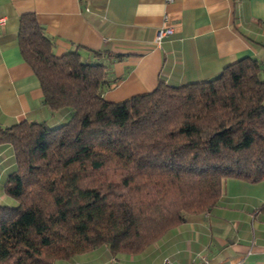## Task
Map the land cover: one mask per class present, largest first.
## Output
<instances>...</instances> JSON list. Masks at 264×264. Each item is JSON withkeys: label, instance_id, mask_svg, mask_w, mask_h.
I'll use <instances>...</instances> for the list:
<instances>
[{"label": "trees", "instance_id": "1", "mask_svg": "<svg viewBox=\"0 0 264 264\" xmlns=\"http://www.w3.org/2000/svg\"><path fill=\"white\" fill-rule=\"evenodd\" d=\"M19 46L45 104L70 117L58 126H0L16 160L4 183L16 203H0V264H56L102 244L135 254L189 215L211 211L226 179L264 180L259 59L113 102L104 97L109 64L77 50L56 55L34 13L20 17Z\"/></svg>", "mask_w": 264, "mask_h": 264}, {"label": "crops", "instance_id": "2", "mask_svg": "<svg viewBox=\"0 0 264 264\" xmlns=\"http://www.w3.org/2000/svg\"><path fill=\"white\" fill-rule=\"evenodd\" d=\"M34 13L61 56L79 51L85 61L109 64L112 85L104 97L120 102L170 85L217 76L228 64L251 56L264 63V0H0V126L23 120L58 126L68 111H53L40 81L22 56L19 22ZM160 28H172L161 44ZM96 52H101L97 54ZM122 54L111 61L108 53ZM16 170L13 146L0 143V203ZM6 198H1L2 194ZM264 180L224 181L217 205L186 221L135 254L106 244L56 264H264Z\"/></svg>", "mask_w": 264, "mask_h": 264}, {"label": "built area", "instance_id": "3", "mask_svg": "<svg viewBox=\"0 0 264 264\" xmlns=\"http://www.w3.org/2000/svg\"><path fill=\"white\" fill-rule=\"evenodd\" d=\"M172 28H160L157 31L155 42L156 44H161L163 39L172 33ZM161 264H176L171 258L166 257ZM202 264H209V262L203 258Z\"/></svg>", "mask_w": 264, "mask_h": 264}, {"label": "rangeland", "instance_id": "4", "mask_svg": "<svg viewBox=\"0 0 264 264\" xmlns=\"http://www.w3.org/2000/svg\"><path fill=\"white\" fill-rule=\"evenodd\" d=\"M1 194H2L1 198H5L4 195H3V193H1ZM5 199H6V198H5ZM12 200H13V199H12Z\"/></svg>", "mask_w": 264, "mask_h": 264}]
</instances>
